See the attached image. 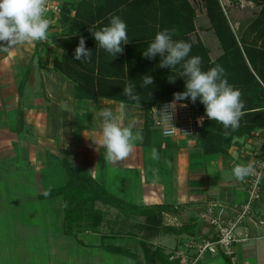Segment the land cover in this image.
<instances>
[{
	"label": "crops",
	"instance_id": "0c3cea01",
	"mask_svg": "<svg viewBox=\"0 0 264 264\" xmlns=\"http://www.w3.org/2000/svg\"><path fill=\"white\" fill-rule=\"evenodd\" d=\"M72 1L63 0V3ZM54 24L52 21L50 28ZM50 31L45 42L25 44L0 53L1 248L3 244L8 250L10 246L5 244L11 241L6 235L10 224L5 226L4 222L20 220L25 216L20 210L30 204L46 202V209H53L54 202H61L62 198L60 195L42 198L46 192L42 189V182L50 183L52 175L57 172L63 173L62 177L66 179L67 167L74 166L102 184L113 196L128 203L137 206L168 204L176 209L163 213L161 231L149 236L142 229L146 225L144 217L121 214L117 209V216L112 217L105 208L100 211L95 205L94 209L102 215L99 226L95 232L87 231L88 224H78L86 227V233H75L74 239L78 241L75 248L90 250V256L113 254L121 257L122 260L114 264H139L136 261L137 254L140 255L136 251L137 244L144 246L145 242L159 247L158 244L164 243V250H161L166 258L171 259V264H186L176 254L183 252L190 260L196 257L197 249L191 247L190 242H200L209 232L208 224L199 221L205 207L214 203L233 208L247 202L246 184L234 178L232 168L245 164L241 148L251 135L237 138L235 144L225 151L208 153L202 145L204 126L193 135L164 137L154 129L153 109L148 112L144 106L104 97H78L76 83L56 67L55 60L61 58L64 51L49 40ZM101 108H111L122 126L134 118L136 129L142 133L143 140L136 142L133 154L123 161L108 162L105 150L102 147L97 150L93 143L100 138L97 113ZM153 148L159 152V161L151 159ZM165 160L171 161V167L165 164ZM153 169H158L159 179H155ZM4 173L17 176L15 179L22 175L32 178L34 188H38L28 189L21 180L9 186L3 181ZM255 205L254 215L247 224L250 240L237 246L235 264H264V188L262 199ZM45 217L53 222V215ZM187 223L195 226V234L162 231L165 226L180 228ZM104 228H110L108 233ZM31 246L33 249L37 247ZM155 247L153 250L157 249ZM15 248L18 246L11 247L7 254L0 252L4 264H18L19 259L24 264ZM173 253L177 258L175 261L172 260ZM197 264L228 262L218 254L205 256Z\"/></svg>",
	"mask_w": 264,
	"mask_h": 264
},
{
	"label": "trees",
	"instance_id": "16d2710c",
	"mask_svg": "<svg viewBox=\"0 0 264 264\" xmlns=\"http://www.w3.org/2000/svg\"><path fill=\"white\" fill-rule=\"evenodd\" d=\"M92 1V0H91ZM261 7L258 18L252 22L248 31H244L240 42L243 44H251L256 46L257 52L252 55L250 50L254 48L246 47L249 63L252 69L249 68L247 62L243 58L242 51L238 44V39L235 33L231 30L229 22L224 15L219 0H203L206 14L212 20L215 33L224 51L236 61L238 57L241 59V64H236L233 67V80L228 82L242 93V100L245 102V115L241 118L239 128L231 132L230 135H224L223 125L216 121H211L207 118L203 130V148L208 153L222 152L230 146V142L234 138H243L252 135L256 131L264 132V0H252ZM86 2L83 0H74L72 2H65L62 5L60 13V23L66 28L61 29L57 34L58 38L54 39V43L63 49L62 58H56V67L62 71L67 77L76 83L77 95L80 98H96L104 97L119 100L124 103L135 104L128 97L124 96L123 88L126 81H131L137 88H140L142 74L149 68L146 64L149 59L143 55L142 59H136L135 54L143 53L147 49L149 43L154 39L156 33L163 29L174 30L175 35L173 40H183L191 44V52L189 56H200L202 60L207 57V51L201 44L192 43L189 37L190 32L195 29L193 19L195 11L188 0H96L97 5H92L88 11H82V7ZM123 9H121V6ZM94 6V7H93ZM120 16L127 24V34L130 42L123 45L124 51L122 54H117L113 58L104 49L97 45L92 33L89 29L99 30L109 24V14ZM179 23V27H176ZM158 25H160L158 27ZM80 37L85 38L86 48L92 51L91 62L81 64L79 60L74 59L75 48L77 47ZM151 67L164 78L169 74L171 68H161L159 63L161 57L157 55L153 58ZM203 62V61H202ZM235 63V62H234ZM260 65V66H259ZM263 66V69H262ZM129 76H127V70ZM162 69V70H161ZM181 70L179 66L174 68ZM254 70V71H253ZM258 74H257V71ZM164 71V72H162ZM205 71V70H204ZM229 69L226 71L228 72ZM143 72V73H142ZM256 72V75H254ZM230 74V73H229ZM98 76V77H97ZM260 81H258V78ZM165 87V84H164ZM173 94H168V97L157 98L153 101L141 99V105L144 106L148 112L153 107L159 106L163 102L173 101L174 93L177 91L176 87L167 88ZM182 92L185 91V82L181 87ZM138 93V92H137ZM140 93V92H139ZM193 106L197 111L205 114L204 105L197 99L196 103H192L190 99L182 100ZM148 121H149V113ZM206 115V114H205ZM231 131V130H229ZM75 177L60 189L47 191L49 195H41L42 198H52L58 195L65 196V211L72 210L77 217V221H86L88 225L87 231H95L99 226L101 220V213L94 209L96 201H102L105 204L113 205L120 213L127 215H134L144 217L146 225L142 227L145 235L155 236L161 231L163 224V213L174 212L175 208L168 204H155L152 206H137L128 203L116 196H113L104 188L101 187L92 177L77 169ZM79 171V172H78ZM91 184L96 186L92 189V201L90 204H81L80 211L76 207V203H68V196L66 190L68 187L78 189L83 184ZM45 193V192H44ZM79 204V203H78ZM78 206V205H77ZM85 206V207H84ZM75 207V208H74ZM85 209V216L82 211ZM78 211V213L76 212ZM191 226V225H190ZM163 227L164 232H175L181 234L188 232L195 234V226L191 227ZM191 228V230L189 229ZM193 228V229H192ZM144 246L146 243L144 242ZM146 256L152 262L167 260L164 257L155 253ZM162 257V258H160ZM228 264H232L229 261ZM161 264H169L164 261Z\"/></svg>",
	"mask_w": 264,
	"mask_h": 264
},
{
	"label": "clouds",
	"instance_id": "9594fccd",
	"mask_svg": "<svg viewBox=\"0 0 264 264\" xmlns=\"http://www.w3.org/2000/svg\"><path fill=\"white\" fill-rule=\"evenodd\" d=\"M125 6H121L123 9ZM48 0H0V53H7L17 46L45 42L52 20L47 17ZM97 45L109 53L113 58L124 51L123 45L130 42L127 34V24L118 15L109 14V24L99 30L89 29ZM174 30L163 29L158 31L154 39L149 43L142 55L146 59H153L159 54L161 57L159 67H180V76L185 78V91L174 93L171 107H175L176 101L188 100L194 104L197 99L204 105L206 117L223 125L224 135L239 128L241 118L245 115V102L242 93L227 80L224 67L216 64L207 71L202 70V57L189 56L191 44L183 40H173ZM63 51V50H62ZM92 51L86 48L85 38L80 37L75 48L74 59L81 64L91 62ZM175 82V78H169ZM153 84V77H142L140 87ZM124 96L134 101L138 107L141 105V97L136 92V86L129 80L123 88ZM185 107L186 105H180ZM166 115L168 106L165 108ZM97 117L99 123V140L93 143L105 150V159L108 162H119L129 158L136 147L137 141H142L140 130L136 129L137 121L133 118L126 126H122L119 117L111 108H101ZM204 117L198 118V124H203ZM231 130V131H229ZM151 159H161L156 148L151 151ZM165 164L171 167V161L165 160ZM155 179L158 177V169H153ZM255 171L253 165L237 164L232 168V175L237 181H244L246 177ZM43 195H49L48 192ZM67 206V205H65Z\"/></svg>",
	"mask_w": 264,
	"mask_h": 264
},
{
	"label": "rangeland",
	"instance_id": "374dc122",
	"mask_svg": "<svg viewBox=\"0 0 264 264\" xmlns=\"http://www.w3.org/2000/svg\"><path fill=\"white\" fill-rule=\"evenodd\" d=\"M83 1L86 2L82 7L83 12L84 11L86 12L90 9L91 5L89 2H91L92 5L99 4L96 3V0H92V1L83 0ZM188 1L192 6L193 10L195 11V17L193 19L195 29L192 30V32H190L189 37L191 38L192 43L194 44L198 43L203 45L207 51V57L202 60L203 61L201 65L202 70L207 71L211 67H214L216 64H220L224 67L226 71L229 69L228 72L230 74L226 73L227 80L228 81L233 80V75H232L234 74L233 67H235L236 64L240 65L241 59L238 57V59L234 61V59L230 56V54L229 53L227 54V52L224 51V48L220 44L218 37L215 33L212 20L210 16L206 14L203 0H188ZM219 3L224 15L226 16L229 22L231 30L237 36L238 44L242 51L243 58L247 62L249 68L252 69L249 63L248 54H246L247 51L246 47H248L249 49L254 48L250 50L252 55L255 54L257 52V49L259 48L256 46H252L251 44L246 45L241 43L240 38L243 32L248 31L247 29L250 27L252 22H254V20L258 18L261 7L256 5V3L252 0H219ZM50 19H52V21H55V24L50 28L51 31L49 33V40L53 42L54 39L58 38L59 35L57 36V34L61 32L60 28L63 29L66 28V26L63 27L61 25L59 17L57 16L50 17ZM159 26L160 25H158V27ZM178 27H179V23H176L175 28ZM135 57L136 59L139 58L142 59L143 56L142 53L141 55L137 53L135 54ZM153 61L154 59L148 60L146 64H149L150 68L145 73L142 72L143 73L142 77L145 75H149L153 77V84L148 85L147 87L137 88L136 92H138L141 99L144 98L148 101H153L157 98L164 99V97L165 98L168 97V94H173L170 93L171 91L167 88L176 87V86L178 88L176 93L182 92L181 87H183L185 78L180 76L181 70H176L173 68L171 71H169V74L164 78L162 73L160 74L159 71L156 72L153 69V67H151ZM129 70L130 69L127 70V76H129ZM254 75H256V72ZM169 78H175V82L174 83L170 82ZM258 81H260L259 78ZM126 82L128 83L129 81ZM154 129L157 128L154 127ZM158 133L162 135L160 130L158 131ZM236 139L237 138H234L230 142V146L235 144ZM244 160L246 164V157L244 158ZM67 171L69 172L68 178L65 179L64 177H62L63 173L57 172V174L52 175L51 179L49 180L50 183H48L45 180L44 182H42V189L46 190L47 192V189L49 188H51L50 190L60 189L62 186L66 185L69 181H71L75 177L74 174L75 172H77V170L74 169L73 166H68ZM16 177L17 176L15 175L6 176L4 173L3 181L10 186L11 184H14L16 181L21 180L22 183L24 181L25 184L24 183L23 184L25 187L27 186L26 188L28 189L36 190V188H38L37 186H35L34 188V184H32V178H28L27 176H23V175L20 176L21 177L20 179L19 178L15 179ZM99 185H101V187L104 188L103 190H106V188L102 186V184ZM94 188H96V186H92L89 183L83 184L81 188L78 189H74L69 186L68 190H66V193H68L67 196L69 197L68 203L69 204L76 203L78 205V206L76 205V207L80 211L81 204L88 205L91 203L92 201L91 197L93 195L92 189L94 190ZM60 197L62 198L61 202L58 203L54 202L55 203L53 205L54 208L53 209L50 208L52 211L49 209L51 211L50 212L51 214L49 215L50 217L48 216L49 210L46 209V202H42L41 204H39L38 202L36 204H30L25 208H23L22 210H20V213L22 215L25 214V216L21 217V219L18 220L17 222H11V223L4 222L5 226H8L10 224L9 226L10 228L7 229L6 235L9 236L10 238L9 240L11 241L9 242V244H5L6 246H10L8 250L6 249V247H3V244H2V248L0 245L1 248L0 252L7 254V252L11 251L10 249L11 247L14 248L15 245H17L18 248L15 249L19 251L20 254L18 253V256L20 257L22 256L21 261L24 262V264H95V263L101 264L103 262L104 263L107 262L108 264H114L115 261L117 262L118 260H120L121 257L119 256L116 257L113 254H111L112 256L106 255V257H102L103 255H100L101 257L99 256L96 257V256H90L91 254L90 250L84 248H78V247L75 248V246H77L78 244V241L74 239V236L76 237V234L78 233H86L85 232L86 227L82 225L78 226V224L83 223L84 225L87 224V222L81 220L78 223V221L76 220L77 217H75L74 215L75 211L74 212L72 210L65 211V196L60 195ZM50 203L51 202H48L47 204ZM102 203L103 202H95L94 204L96 205L95 208L100 211L102 210V208H105L107 214L110 213L112 217L113 216L115 217V215L117 214L116 208L114 209L113 205H111L110 207L105 203L104 204ZM76 212L78 213V211ZM82 212H83L82 215L85 216V212H86L85 209H83ZM33 214L34 216H32ZM45 215L49 218H51L53 215L52 217L53 222L52 220L48 221ZM49 223H51V225H49ZM190 225L191 224L187 223L184 225L185 227L184 226L183 227L186 228L189 227ZM109 229L104 228V231L108 233ZM189 229L191 230V228ZM13 238L15 241L18 242L17 244L13 242L14 241ZM161 244H162L161 246L159 244L157 245L159 247H155L153 244H147V243L146 246L143 245L139 246L137 244L136 251L140 253V255L137 254L138 257H136V261H138L139 264H161V262L164 263V261L171 264L170 263L171 259L169 260L167 258V260H165L162 258L164 257V251H162L164 250V245H163L164 243ZM31 245L33 246L37 245V247L36 248L34 247L33 249ZM154 247L157 249L153 250ZM146 252L148 255H151V253H155L156 256L157 255L162 256L160 257L162 258L161 262L158 260L157 262L150 261L148 259V256H146ZM184 255L185 254L183 252H179L178 254H176V256L180 257V259L182 258L186 261L187 264H190V262L193 261V259L190 260L189 258H185ZM172 256H173L172 260L174 261L177 260L174 253ZM221 256L224 257L228 262L227 259L228 257L224 255ZM128 261L130 262V260ZM229 261L231 262L230 258ZM0 262H1L0 264H4V262H2L1 260ZM18 264H21L20 259L18 260Z\"/></svg>",
	"mask_w": 264,
	"mask_h": 264
},
{
	"label": "built area",
	"instance_id": "2783aa9c",
	"mask_svg": "<svg viewBox=\"0 0 264 264\" xmlns=\"http://www.w3.org/2000/svg\"><path fill=\"white\" fill-rule=\"evenodd\" d=\"M63 0H48L47 17H59ZM173 101L161 103L153 107L155 119L153 126L159 129L164 137L176 135L189 136L202 128L207 120L205 114L197 111L186 102L176 101L175 107H171ZM180 105H186L181 107ZM166 106L170 118L166 115ZM203 116V124H198V118ZM246 157V164L251 163L254 173L245 178L248 192L246 203L236 207H228L223 204L210 203L200 214L199 221L208 224L209 232L206 238L200 242L192 240L190 246L197 249V255L190 264L197 262L205 256L224 255L231 259L232 264L237 260V246L250 240V232L247 224L251 221L256 202L262 199L264 188V134L256 131L251 139L242 148ZM187 264V263H186Z\"/></svg>",
	"mask_w": 264,
	"mask_h": 264
}]
</instances>
